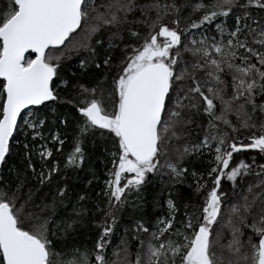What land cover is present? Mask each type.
I'll use <instances>...</instances> for the list:
<instances>
[{"label":"snow or ice","instance_id":"1","mask_svg":"<svg viewBox=\"0 0 264 264\" xmlns=\"http://www.w3.org/2000/svg\"><path fill=\"white\" fill-rule=\"evenodd\" d=\"M0 264H264V0H0Z\"/></svg>","mask_w":264,"mask_h":264},{"label":"trees","instance_id":"2","mask_svg":"<svg viewBox=\"0 0 264 264\" xmlns=\"http://www.w3.org/2000/svg\"><path fill=\"white\" fill-rule=\"evenodd\" d=\"M71 149H72V141L69 138V139H67V142L64 145L63 152L62 153H55L56 159L61 161V165H63L64 158L71 151ZM99 172H100L99 185H100V187H103V182H104L105 179H107V176L104 174L103 165L99 166ZM70 175H72L74 183H78L79 182L76 179L74 174L70 173ZM81 175H83V174H81ZM97 191H99V188H97Z\"/></svg>","mask_w":264,"mask_h":264}]
</instances>
